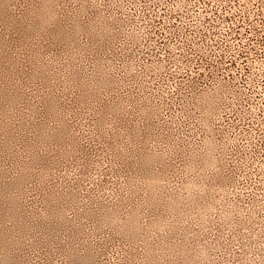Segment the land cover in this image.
Instances as JSON below:
<instances>
[{
  "label": "rangeland",
  "instance_id": "obj_1",
  "mask_svg": "<svg viewBox=\"0 0 264 264\" xmlns=\"http://www.w3.org/2000/svg\"><path fill=\"white\" fill-rule=\"evenodd\" d=\"M119 43L73 0H0V264H147L151 254L153 264H184L183 249L196 262L198 196L182 209L166 205L183 190L176 143L197 138L196 114L180 108L178 89L157 91L158 75L124 70L122 55L137 59L141 49ZM150 153L163 161L148 167ZM147 170L165 182L148 187ZM202 221L204 237L227 241L223 254L238 251L235 238L244 255L242 226Z\"/></svg>",
  "mask_w": 264,
  "mask_h": 264
},
{
  "label": "bare ground",
  "instance_id": "obj_2",
  "mask_svg": "<svg viewBox=\"0 0 264 264\" xmlns=\"http://www.w3.org/2000/svg\"><path fill=\"white\" fill-rule=\"evenodd\" d=\"M73 2L81 12L93 14L101 26L103 35H110L114 41L119 38L120 43L117 45L119 50L121 48L126 52L127 47L133 45L140 46V52H143L144 48H149L152 52L148 57L138 51L139 57L130 59L127 53L122 55L119 64L130 72L144 71L147 75L152 74L155 77L158 75L163 83H160V86L158 84L157 91L161 93L164 89H178L183 102L180 104L179 100L180 108L187 105L196 114L195 122H190V125L197 130V138L186 136L183 139L179 138L176 143L185 160L183 170L186 179L183 190L179 195L170 197L166 201L168 208L182 209L191 202L192 194L198 196L194 204L201 222L200 238L196 247L192 248L191 254L196 258V262L192 264H235V261L243 264H257L258 261L264 264V145L257 144L260 140L264 142V128L258 131L257 128L249 127L247 131L239 129L234 124L232 114L239 113V99L226 82L202 81L203 83L199 84L196 83L198 81H179L176 76V64L172 58L154 53L155 49L152 46L154 40L146 32L147 30L145 31L147 26L140 25L141 17L137 12L136 2L131 0H73ZM77 32H81V28H77ZM173 67L174 73L171 72ZM166 80L170 83L164 88L163 84ZM103 84L109 85V79L104 78ZM151 96V104L153 103L154 106L161 104V97L159 100L157 95V98L153 94ZM229 114L231 117L228 116ZM250 116L264 126V121L259 120L255 109ZM181 117L184 122L188 121L186 115L182 114ZM177 123L181 121L177 120ZM243 140L246 143L241 145L240 141ZM162 156L169 158V151ZM158 161L162 162L163 158L150 153L147 154L144 163L150 167ZM165 177L164 175L159 178L149 172L146 177L148 187L153 188L158 184L159 179L165 182ZM208 179L211 182V189L207 193L204 185ZM253 183L258 187H252ZM205 194H207L206 201L203 197ZM139 216L136 211L131 217L130 228L136 233L142 224ZM206 219L212 225L214 221L223 224L231 231H236L238 226H242L244 234L248 237L245 252L242 251L245 256L241 254V246L235 238L232 242L235 246L238 245L235 248L238 251L232 250L223 254L228 246L227 241L221 244L223 239L204 237L206 227L202 220ZM114 221L118 220L114 218ZM164 246L165 242L161 247ZM164 253L169 254L165 251ZM181 257L184 259V264H187L188 249L181 251ZM155 258L156 255L151 254L147 264H153Z\"/></svg>",
  "mask_w": 264,
  "mask_h": 264
},
{
  "label": "built area",
  "instance_id": "obj_3",
  "mask_svg": "<svg viewBox=\"0 0 264 264\" xmlns=\"http://www.w3.org/2000/svg\"><path fill=\"white\" fill-rule=\"evenodd\" d=\"M131 1L182 81L226 82L239 99L234 124L264 128L250 116L264 121V0Z\"/></svg>",
  "mask_w": 264,
  "mask_h": 264
}]
</instances>
